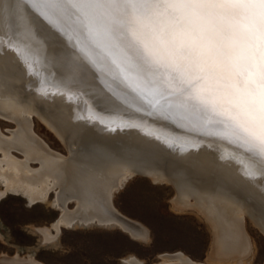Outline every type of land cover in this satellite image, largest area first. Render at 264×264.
Returning <instances> with one entry per match:
<instances>
[{
  "label": "bare ground",
  "instance_id": "1",
  "mask_svg": "<svg viewBox=\"0 0 264 264\" xmlns=\"http://www.w3.org/2000/svg\"><path fill=\"white\" fill-rule=\"evenodd\" d=\"M10 3V5L3 6V15L2 18L0 17V71L3 68L10 75V70L13 69L15 74H20L18 77L20 83L24 84L25 82L27 87H37L36 90L34 88L33 93L42 103L45 102L42 105L48 106L45 111L49 109L50 112L47 111L43 114L37 108L36 103L29 102V105L22 106L18 105L20 103L14 102L13 104V101L0 100V114L13 119L18 124V129L13 131L11 137L0 135V152L2 154L0 156V182L5 187V190L0 192V196L7 190H11L24 195L30 203L38 200L44 201L49 189L58 186L63 193L60 199L55 195L56 198L52 201L53 206L60 209L58 218L51 225L56 234L61 225L96 223L116 225L135 238L145 239L147 238V230L136 221L118 212L112 205L111 198L114 190L120 187L127 177L134 174L137 169L146 172L153 181L167 180L166 177L158 173V169L154 168V164H159L156 160L153 161L152 157L148 156L141 158L137 155L138 153L134 152L136 148L133 142L139 140V137L144 139V131H147V127H152L160 132L161 129L166 128L171 132H176V135L183 140L182 143L194 144L192 149L186 151H181L182 146L168 147L171 149L170 152L180 155L189 154L195 163L203 161L207 165H211L212 172L218 177L213 183L206 181L209 186H198L193 182L200 178L205 179L204 175L208 174L207 171H202L200 166V169H196L199 167L194 163V167H185L186 164H184L178 170V176L169 179V182L174 180L172 186L178 189V195L173 199L174 207L180 210L195 208L205 217L204 219L210 224L214 233L211 253L215 258L229 261L235 259L237 262L243 260L249 246L243 227V217L247 214L250 202L238 193H230L228 191L230 190L229 185L223 180L225 181V176L230 174L234 176L232 178H238L244 188L256 191L261 199H264V176L248 177L245 175V172L248 171L245 163L251 161L259 167L260 160L248 152L242 146V142H231L233 137H229L227 134H208L209 131L224 133V124L217 120L209 127H205L204 121L207 117L203 112L192 107L182 106L175 98L160 99L159 107L161 109L144 111L148 109L145 105L147 102L141 98L137 91L131 89L133 86L124 78V74L109 61L100 59L95 64L91 63L88 57L93 53L88 50L85 52L78 51L73 46L74 42L69 41L56 23L49 19L51 13H48L47 9H42L43 12L47 13V15L44 13L45 18L41 17L36 21L34 14L28 13L24 7H18L16 1L12 0ZM39 23L48 30V33L54 30L60 41L53 44L48 43L49 45L43 42L47 40L45 38L47 35L42 33L41 29H37L36 25ZM60 48L65 49V53ZM28 53L34 57L35 63L38 61V64L42 63L51 68H58L55 71H53L54 69H47L48 74L52 71V74L54 73L53 76L51 74L52 80L45 76L47 74L46 69L44 70L45 67L42 70L39 66L38 69L34 62H32L33 71L29 72L28 64L31 62L27 60ZM9 60L12 65H10ZM148 71L149 69L141 66L139 75L146 78ZM1 72L0 84L2 85L3 79L11 82L9 78H5L7 75L5 76ZM131 75L135 76L137 73L132 72ZM5 86L7 87V85ZM47 87L52 88V91L49 89L47 95L41 94L40 89ZM105 100L108 102L105 103ZM99 103L109 104L116 109L119 108L128 112L131 118L135 120L132 125H134V130L139 131L138 134L128 131L127 133L121 132L123 135L129 134L130 137L117 138L115 135L120 134L121 130L116 126L110 125L109 130L100 129L99 123L94 122L90 115H81L84 116L83 118L77 117V112H82L81 106L92 108ZM61 107L68 109L69 113L64 114L65 117L58 112ZM32 111L40 113L43 120L49 121L47 123H51V126L53 125L59 134L67 131L69 135H75L73 142L68 144L63 141L64 137L61 139L69 152L68 159L65 156V158L60 157L61 154L51 150L44 141L34 136L36 134H32L31 126L24 120L25 116L27 118L26 113ZM52 113L62 117L53 116ZM73 123L74 126H72ZM26 124L28 125L26 126ZM93 125L95 128L91 127ZM98 128L105 134H101L102 131L98 132ZM147 135L146 137L149 138ZM77 143L80 144L81 149H74ZM151 143L154 144L155 142ZM10 147L22 151L25 159L24 156L23 159H18L10 154ZM105 150L115 151L118 155L122 154L129 157L134 154L136 157L127 159L126 157L120 158L119 155V157L115 156V159H108L109 156L105 159L107 156L105 153L108 154V151L105 152ZM30 158L38 160L40 167L37 169L29 168L28 159ZM98 158L101 160L99 161ZM92 163L97 167L92 168L93 165L90 167ZM159 168L162 166L159 165ZM215 169L219 172L221 170V174L218 175ZM91 170L94 171L95 175L100 170L104 172L97 173L101 179L97 180L92 177ZM252 171H256V168H253ZM235 180L237 181V179ZM212 192L219 194L220 197L212 196ZM62 195L64 196L62 197ZM64 197L74 198L76 201L74 210L65 206V202H62L65 201ZM190 198H193V203L189 201ZM250 214L256 218L252 212ZM48 230L47 227L38 228L45 241L53 239V235L51 237ZM160 258L161 262L156 264H204L191 260L181 252L162 254ZM124 260L126 264H142L134 257H128ZM0 264L43 263L31 256L24 258L15 254L10 257L1 255Z\"/></svg>",
  "mask_w": 264,
  "mask_h": 264
},
{
  "label": "snow or ice",
  "instance_id": "2",
  "mask_svg": "<svg viewBox=\"0 0 264 264\" xmlns=\"http://www.w3.org/2000/svg\"><path fill=\"white\" fill-rule=\"evenodd\" d=\"M27 2L47 9L78 51L93 53L91 63L119 69L150 107L175 98L203 112L205 127L222 122L224 133L208 134L242 142L260 160L259 167L246 162L245 175L264 176V0Z\"/></svg>",
  "mask_w": 264,
  "mask_h": 264
},
{
  "label": "rangeland",
  "instance_id": "3",
  "mask_svg": "<svg viewBox=\"0 0 264 264\" xmlns=\"http://www.w3.org/2000/svg\"><path fill=\"white\" fill-rule=\"evenodd\" d=\"M10 65H12L11 61ZM1 71L2 74L7 75L5 78H9L11 82L3 79L2 85H4L0 84V100L13 101V104L14 102L20 103L18 105L22 106L36 103L37 108L43 114L44 112L47 113V111L50 112L49 109L45 111L48 106L46 104L42 105L45 102L42 103L33 93L34 88L36 90L37 87H27L25 82L24 86L23 83L19 82L18 77H20V74H15L13 69L10 70V75L3 68ZM47 88L50 89L49 87ZM51 89L50 91H52ZM21 91L27 93L23 94ZM58 112L64 117L66 116L64 114L69 113L67 108L64 109L62 107L59 108ZM26 114L27 118L25 116V119H23L31 126L30 131L33 130L31 131L32 134H36L33 135L44 141L51 150L61 154L60 157L69 158V152L61 139L64 137L63 141L68 144L73 142L75 135L70 134L72 137L67 131L59 134L53 125L51 126V123H47L49 121L43 120V117L38 112L32 111ZM52 115L57 116L54 113ZM57 117L61 118L62 116ZM74 125L73 123L72 126ZM17 129L18 124L13 119L0 114L1 136L11 137L13 131ZM74 147H76L74 149H81L78 143ZM9 149L10 154L18 159H23L24 153L22 151H18L15 147H10ZM107 151L109 155L105 153L107 155L105 159L108 156V159H115L119 155L120 158L126 157L127 159L136 157L134 154L129 157L122 154L118 155L115 151L105 150V152ZM110 154L112 157H110ZM98 160L100 161L101 159L98 158ZM37 161L33 158L28 159V167L31 169L39 168L40 163ZM194 164L198 167L200 166L203 169L202 171H207L208 173L204 175L205 179L200 178L198 179L199 182L196 180L193 182L194 184L207 186L208 183L206 181L213 183L218 178L212 172L211 165L209 166L203 161ZM92 165L93 163L90 167ZM94 166L97 167V165H93L92 168ZM98 167L100 166L98 165ZM200 167L196 169H200ZM154 168L158 169V173L161 176L166 177L167 182L165 180L153 181L147 174L134 173L127 177L120 187L114 190L111 198L112 205L118 212L136 221L147 230V238H135L116 225L96 223L87 225L73 224L72 226L61 225L59 232L56 234L55 229H52L51 225L60 214V209L52 204V201L56 197L60 199L63 193L58 186L54 187V189H49L46 200H38L32 203L28 202V199L21 193L7 190L0 196V256L6 255L10 257L15 254L24 258L31 256L43 264H126L124 259L134 257L142 264H156L161 262L160 256L162 254L181 252L191 260L204 264H264V232L246 214L243 217V227L249 246L246 249L247 251L245 250L247 254L243 260L237 262L235 259L229 261L215 258L213 253H211L214 233L210 224L195 208L181 210L175 208L173 199L177 197L178 189L174 188L169 182L174 171L164 167H162L164 169L159 168V164H154ZM99 172L104 173L100 170L96 172V175ZM90 173L97 180L101 179L99 177L100 173L97 177L94 171L91 170ZM189 184L192 183L189 182ZM3 186L0 182V192L5 190ZM54 191L57 192L55 193ZM228 191L233 194L236 193L231 189ZM212 196L220 197L219 194L214 192H212ZM64 199L65 201L62 202H65V206L74 210L76 205L74 198L64 197ZM189 201L193 203L194 200L190 198ZM45 227L49 228V235H53V239L43 240V235L38 231V228Z\"/></svg>",
  "mask_w": 264,
  "mask_h": 264
},
{
  "label": "water",
  "instance_id": "4",
  "mask_svg": "<svg viewBox=\"0 0 264 264\" xmlns=\"http://www.w3.org/2000/svg\"><path fill=\"white\" fill-rule=\"evenodd\" d=\"M10 1H12V0H0V14H1L0 17L1 18L3 15V6L7 5V4L10 5L11 4ZM14 1H16V4H18V7H24V8H26L28 13H30L32 15L34 14V16H35L34 18L36 19V21H38L41 17L45 18V14H44L45 12L42 11L43 8H41L40 6L33 7L31 4H29L27 2V0H14ZM9 25H8V27H10ZM36 27L38 30L41 29V32L45 33L47 35L45 37L47 40L46 41L44 40L43 42H45L47 44L48 43L53 44L56 41H57V43L60 41V38L57 37L56 32L54 30L51 31L50 33H48V30L46 28H44L43 25L40 23L38 25H36ZM60 47H63V46L60 45ZM60 49L64 50V53H65V49H62V48H60ZM62 53H63V51H62ZM27 55H28L27 60L29 62H31V64H33L32 62H34V64L36 66H38V69L41 67V69L43 70V68L45 67L44 70L46 69L45 72L47 73L45 76L50 77V79H51L52 72L58 69L57 67L51 68L49 65L45 66V64H42V63L38 64V61H36V63H35L34 57H32V55L30 53H28ZM64 58H66V57L64 56ZM137 63H139V62L137 61ZM47 69L48 70L54 69V70L52 72H49V74H48ZM53 74H52V76H53ZM146 78H147V75H146ZM40 81L42 84V79ZM43 83H45V82H43ZM131 89H133V88H131ZM73 95H74V93H73ZM106 102H108V101L105 100V103ZM160 102H162V101H160ZM145 105H147L148 109H145L144 111L151 110V109L152 110L161 109L160 107L159 108H153V107H150L148 104H145ZM81 107H82L81 108L82 112L81 111L77 112V114H76L77 117L83 118L84 116L82 117L81 115H90V118H92V120L94 122L99 123L98 125H100V127H99L100 129L103 128V129L109 130L111 128L110 125H114V127L116 126L117 128H119L121 130L119 132L120 134L115 135L117 138H120V137L121 138L122 137L128 138V137H130L129 134H128L129 136L127 134L123 135L121 132H123V133H127V131L129 133L130 132H132V133L139 132L136 129H135L136 130L135 131L133 128L134 125H132L133 124L132 122L135 120L133 118H131L130 114H128V112H126L124 110H121L119 108L116 109V107H112L111 105H109V104L107 105L104 103L96 104L92 108L91 107L86 108L85 106H81ZM93 117H95V119H93ZM108 126H110V127H108ZM91 127L95 128L94 125ZM99 128H98V132L102 131V130H99ZM147 128H148V129H146L147 131H144V136H143L144 139L143 140L139 137V140H136V142L133 141L135 148H136L135 152L138 153L137 154L138 156H141V158H142V156L152 157L153 161L156 160L160 166H162L166 169H169L171 171H174V173L172 175L175 177L178 176L177 172L180 169V167L184 166V164H186L185 167H194L193 163H195V160L193 158H191L189 156V154H181L180 155L178 153H172V152H170L171 149L168 148V147L172 148V147L182 146L183 148H185L187 150V149H192L194 147V144H192L190 142L182 143L183 140H181L176 135V132H171L170 130H168L166 128L161 129V132L157 129L152 128V127H147ZM148 131H150V132H148ZM151 131H153V132H151ZM102 133H103V135L105 134L103 131L101 132V134ZM153 133H155V134H153ZM147 134H151V135L148 136ZM146 135L149 138H147ZM168 141H172L173 143L171 145H169ZM151 142H155V143L153 144ZM166 149H168V150H166ZM149 162H152V161L149 160ZM215 171L218 173V175L221 174V170L219 172V170L215 169ZM135 173H141V174L146 175V172L140 171L139 169L135 170ZM234 173H235V176H237L236 172H234ZM232 177H234V176L227 174L224 178L225 181L223 180V182H226V184L229 185V188L232 191H235L236 193L240 194L241 196H243V198H245L246 201L250 202L251 205L250 204L248 205V210H247L246 215L249 218H251L252 221H254V223L264 232V199H261L260 195L256 191H253L249 188H244L243 185L241 184V181L238 180V178H232ZM235 179H237V181ZM170 183L173 185L174 180H170ZM250 212H252L256 216V218L252 217Z\"/></svg>",
  "mask_w": 264,
  "mask_h": 264
}]
</instances>
